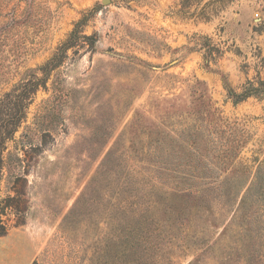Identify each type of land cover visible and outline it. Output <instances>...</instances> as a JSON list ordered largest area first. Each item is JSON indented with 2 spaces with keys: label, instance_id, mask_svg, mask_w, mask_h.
Returning <instances> with one entry per match:
<instances>
[{
  "label": "rangeland",
  "instance_id": "rangeland-1",
  "mask_svg": "<svg viewBox=\"0 0 264 264\" xmlns=\"http://www.w3.org/2000/svg\"><path fill=\"white\" fill-rule=\"evenodd\" d=\"M75 30L9 144L0 264H121L146 228L162 264H264V98L229 95L264 82V0H0V99Z\"/></svg>",
  "mask_w": 264,
  "mask_h": 264
},
{
  "label": "trees",
  "instance_id": "trees-1",
  "mask_svg": "<svg viewBox=\"0 0 264 264\" xmlns=\"http://www.w3.org/2000/svg\"><path fill=\"white\" fill-rule=\"evenodd\" d=\"M78 34V31H73L68 40L59 46L56 54L41 68L44 77L34 76L30 80L23 81L0 99V191L2 182L6 177L17 182L23 180L28 173L29 164L26 160L30 159V151L22 150L23 154L13 153L9 151V144L16 141V134L27 121L29 110L38 92L41 89L48 90L47 82L50 74L65 62L69 49L80 45ZM82 38L92 40L93 44L91 45L96 43L92 36H82ZM82 45L85 46L86 44ZM229 95L234 104H239L252 96L264 98V82H261L259 87L251 84L249 88H245L242 94L231 91ZM30 150L32 151V149ZM13 189L15 196L9 195L5 199L0 198V238L6 236L11 227L9 223L13 219L9 215L15 217L14 226L22 225L25 222V214L20 209L22 194L16 187ZM131 233L134 236L133 230ZM141 234L143 237L140 240L131 241L128 248L129 258L121 264H162V257L169 256L171 253V251H165L166 241L165 238H161L162 233L158 229L146 228ZM169 240L172 242L173 239L169 238ZM194 243L197 245L204 244L203 236L198 235Z\"/></svg>",
  "mask_w": 264,
  "mask_h": 264
},
{
  "label": "water",
  "instance_id": "water-1",
  "mask_svg": "<svg viewBox=\"0 0 264 264\" xmlns=\"http://www.w3.org/2000/svg\"><path fill=\"white\" fill-rule=\"evenodd\" d=\"M108 2V0H104V3Z\"/></svg>",
  "mask_w": 264,
  "mask_h": 264
}]
</instances>
